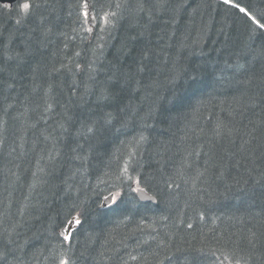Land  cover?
I'll return each mask as SVG.
<instances>
[{"label": "trees", "instance_id": "1", "mask_svg": "<svg viewBox=\"0 0 264 264\" xmlns=\"http://www.w3.org/2000/svg\"><path fill=\"white\" fill-rule=\"evenodd\" d=\"M253 29L218 0L0 7V264H264Z\"/></svg>", "mask_w": 264, "mask_h": 264}, {"label": "snow or ice", "instance_id": "2", "mask_svg": "<svg viewBox=\"0 0 264 264\" xmlns=\"http://www.w3.org/2000/svg\"><path fill=\"white\" fill-rule=\"evenodd\" d=\"M222 3L224 5H228L233 8H238L239 12L243 14L247 18L248 21L251 22V25L254 26L253 31L259 30L260 32L264 33V21H261L256 16H254L249 10H247L244 7H240L239 5L233 3V0H222ZM0 7H2L5 10H11L12 5L8 2V0H0ZM18 10L21 13L27 14L30 11V4L29 3H22L18 5ZM87 16V13L84 14ZM143 189H141L142 191ZM79 223V221H77ZM65 240H68L69 238L67 236L64 237ZM61 264H66L65 261H61Z\"/></svg>", "mask_w": 264, "mask_h": 264}, {"label": "water", "instance_id": "3", "mask_svg": "<svg viewBox=\"0 0 264 264\" xmlns=\"http://www.w3.org/2000/svg\"><path fill=\"white\" fill-rule=\"evenodd\" d=\"M16 0H8V2L12 5V3H14ZM136 193H137V197L139 198V200L141 201V202H144V203H149V202H151V203H155L156 202V200H155V198L154 197H152V196H150V195H148L146 192H144V190H137L136 191ZM110 201H111V197L110 198H108L107 199V201L105 200L104 201V203H103V207L104 206H106L108 203H110Z\"/></svg>", "mask_w": 264, "mask_h": 264}, {"label": "rangeland", "instance_id": "4", "mask_svg": "<svg viewBox=\"0 0 264 264\" xmlns=\"http://www.w3.org/2000/svg\"><path fill=\"white\" fill-rule=\"evenodd\" d=\"M77 220L75 219V222H76ZM69 234H70V232H68L67 230H64L63 232H62V236H63V238L65 237V236H67L68 238H69ZM65 239V238H64ZM66 241H68V240H66Z\"/></svg>", "mask_w": 264, "mask_h": 264}, {"label": "bare ground", "instance_id": "5", "mask_svg": "<svg viewBox=\"0 0 264 264\" xmlns=\"http://www.w3.org/2000/svg\"><path fill=\"white\" fill-rule=\"evenodd\" d=\"M236 17H237V16H236ZM236 17H235V18H236ZM235 20H236V19H235ZM173 33H174V31H173ZM175 33H176V32H175ZM164 35H165V34H164ZM166 35H167V34H166ZM173 35H174V34H173ZM173 35H172V37H173ZM175 36H176V35H175ZM160 37H161V36H160ZM165 37H167V36H165ZM175 38H176V37H175ZM161 39H163V38L161 37ZM165 39H167V38H165ZM173 40H174V39H173ZM155 42H156V41H155ZM159 42H160V41H159ZM161 42H162V41H161ZM161 42H160V43H161ZM167 42H168V43L170 42V38H169V40H168ZM167 42H166V43H167ZM171 43H172V42H171ZM169 45H170V44H169ZM173 48H174V47H173ZM170 49H171V48H170ZM110 94H111V93H110ZM107 96H108V95H107ZM104 99H105V98H104ZM103 101H104V100H103ZM112 106H113V105H112ZM118 121H119V120H118ZM119 124H120V123H119ZM0 173H1V172H0ZM0 178H1V176H0Z\"/></svg>", "mask_w": 264, "mask_h": 264}]
</instances>
